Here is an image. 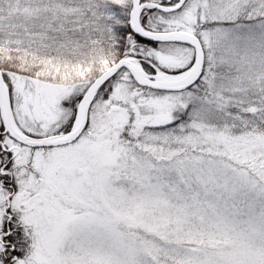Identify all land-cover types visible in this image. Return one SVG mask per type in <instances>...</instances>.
Here are the masks:
<instances>
[{"label":"snow or ice","instance_id":"6c2138e0","mask_svg":"<svg viewBox=\"0 0 264 264\" xmlns=\"http://www.w3.org/2000/svg\"><path fill=\"white\" fill-rule=\"evenodd\" d=\"M0 264H264V0H0Z\"/></svg>","mask_w":264,"mask_h":264}]
</instances>
